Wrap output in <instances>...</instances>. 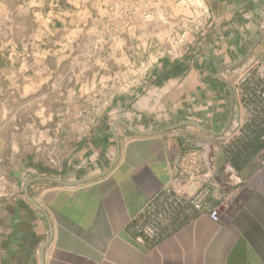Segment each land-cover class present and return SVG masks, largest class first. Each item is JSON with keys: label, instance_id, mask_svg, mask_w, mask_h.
<instances>
[{"label": "crops", "instance_id": "0c3cea01", "mask_svg": "<svg viewBox=\"0 0 264 264\" xmlns=\"http://www.w3.org/2000/svg\"><path fill=\"white\" fill-rule=\"evenodd\" d=\"M263 50L264 0H0V264H264L256 140L230 141L220 222L128 233L174 177L225 184L232 84Z\"/></svg>", "mask_w": 264, "mask_h": 264}, {"label": "built area", "instance_id": "2783aa9c", "mask_svg": "<svg viewBox=\"0 0 264 264\" xmlns=\"http://www.w3.org/2000/svg\"><path fill=\"white\" fill-rule=\"evenodd\" d=\"M130 6L133 8V5L124 4L121 8L122 13L130 16L131 9H128ZM144 11L143 19L149 20L151 15L147 10ZM26 55L29 57L28 53ZM232 85L239 118L227 130L225 134L228 137L221 144L222 147L230 149L223 169L226 176L225 184L207 183L194 194L187 195L178 189L179 179L174 177L171 184L164 186L147 199L138 215L130 222L128 233L137 244L155 246L177 232L181 225L195 220L204 213L212 222H220L222 213L229 208L228 196L224 194L223 189L237 175L232 162L233 148L229 147L230 141L235 140V137L245 142L253 140L260 142L258 161L264 182V50L260 57L251 58L237 68ZM187 142L189 141H184ZM201 147L202 150L207 149L203 143ZM205 166L210 172L212 165L209 159ZM210 198L220 200L219 204L209 207Z\"/></svg>", "mask_w": 264, "mask_h": 264}, {"label": "water", "instance_id": "95a60500", "mask_svg": "<svg viewBox=\"0 0 264 264\" xmlns=\"http://www.w3.org/2000/svg\"><path fill=\"white\" fill-rule=\"evenodd\" d=\"M236 66H233V67H231V68H229V70H232V69H234ZM185 123H182L181 125H184ZM226 131V130H225ZM224 131V132H225ZM222 134H220V136H221ZM94 178H90V179H88V180H93ZM37 180H51V181H55V182H57V183H59V184H63V185H65V186H72V184H67V183H64V182H61V181H57V180H55V179H53V178H49V177H38V178H36V179H34V180H32V181H29V182H27V184H26V186H28L31 182H33V181H37ZM25 192H26V189H25Z\"/></svg>", "mask_w": 264, "mask_h": 264}, {"label": "rangeland", "instance_id": "374dc122", "mask_svg": "<svg viewBox=\"0 0 264 264\" xmlns=\"http://www.w3.org/2000/svg\"><path fill=\"white\" fill-rule=\"evenodd\" d=\"M142 7H143V8H145V6H144V5H143ZM128 9H131V11H132V9H133V8L130 6V8H128ZM26 54H27V53H26ZM28 54H29V53H28ZM29 55H30V54H29Z\"/></svg>", "mask_w": 264, "mask_h": 264}, {"label": "trees", "instance_id": "16d2710c", "mask_svg": "<svg viewBox=\"0 0 264 264\" xmlns=\"http://www.w3.org/2000/svg\"><path fill=\"white\" fill-rule=\"evenodd\" d=\"M1 57V56H0ZM1 59V58H0ZM4 66V65H3Z\"/></svg>", "mask_w": 264, "mask_h": 264}]
</instances>
